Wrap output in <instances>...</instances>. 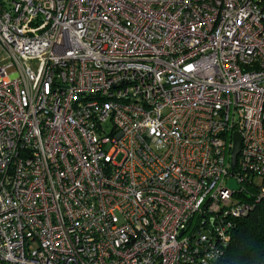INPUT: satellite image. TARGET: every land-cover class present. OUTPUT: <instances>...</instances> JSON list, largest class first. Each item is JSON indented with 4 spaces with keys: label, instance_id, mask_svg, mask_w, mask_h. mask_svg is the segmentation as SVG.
<instances>
[{
    "label": "built area",
    "instance_id": "built-area-1",
    "mask_svg": "<svg viewBox=\"0 0 264 264\" xmlns=\"http://www.w3.org/2000/svg\"><path fill=\"white\" fill-rule=\"evenodd\" d=\"M240 192L264 0H0V264H213Z\"/></svg>",
    "mask_w": 264,
    "mask_h": 264
},
{
    "label": "trees",
    "instance_id": "trees-1",
    "mask_svg": "<svg viewBox=\"0 0 264 264\" xmlns=\"http://www.w3.org/2000/svg\"><path fill=\"white\" fill-rule=\"evenodd\" d=\"M239 196L253 203V208L236 219L229 245L213 264H264V199L256 200L253 192Z\"/></svg>",
    "mask_w": 264,
    "mask_h": 264
},
{
    "label": "water",
    "instance_id": "water-1",
    "mask_svg": "<svg viewBox=\"0 0 264 264\" xmlns=\"http://www.w3.org/2000/svg\"><path fill=\"white\" fill-rule=\"evenodd\" d=\"M240 145H241L240 135L238 132H235L233 135V146H232V151H231V166L232 167H234L236 163V157L240 151ZM228 185H230L231 187H235V182L232 179H230L228 181Z\"/></svg>",
    "mask_w": 264,
    "mask_h": 264
}]
</instances>
